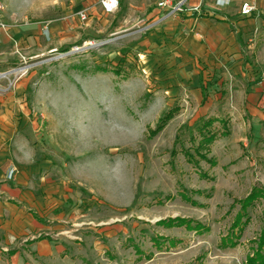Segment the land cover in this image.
Listing matches in <instances>:
<instances>
[{
	"label": "rangeland",
	"instance_id": "rangeland-1",
	"mask_svg": "<svg viewBox=\"0 0 264 264\" xmlns=\"http://www.w3.org/2000/svg\"><path fill=\"white\" fill-rule=\"evenodd\" d=\"M101 1L0 0L2 137L57 250L6 264H264V0L167 22ZM201 16L224 20L210 53Z\"/></svg>",
	"mask_w": 264,
	"mask_h": 264
},
{
	"label": "crops",
	"instance_id": "crops-1",
	"mask_svg": "<svg viewBox=\"0 0 264 264\" xmlns=\"http://www.w3.org/2000/svg\"><path fill=\"white\" fill-rule=\"evenodd\" d=\"M130 1V6L132 7H145V13L149 15L152 21H160L159 15L165 11V9L156 6L155 0L151 4L147 0ZM235 1H238L237 13L239 18L253 16L240 14V6L245 0ZM165 14L162 16L164 18L162 21L175 20V15L166 17ZM222 19L220 17L212 23L206 17L201 16L197 20L199 31H196L195 36L203 38L201 43L204 49L202 51L210 53V43L213 46L215 45L213 39L218 43L224 38L220 36L222 32L219 24L224 21H221ZM215 22L216 25H214ZM222 29L225 31L224 34H229L228 26L226 28L222 27ZM237 37H239V34H237ZM3 117V112L0 111V119ZM4 130L5 127L0 124V264H6L8 260L12 263L23 262L25 260L22 254L24 247L29 249V253H31L29 257L32 260L37 258L38 255L48 257L55 255L57 250L54 249V246L46 244V241L41 238L42 233L47 235L44 232L46 228L41 224V221L44 216H47L48 213L46 211L50 208L42 195H38L40 188L33 189L34 186H31V183L33 185L31 178L23 179L22 175L24 172L20 163V154L17 147L13 155L9 152L4 143L6 140L2 137L3 134L5 135ZM11 165L15 166L17 172L12 179L8 180L6 174L8 167ZM40 167L41 164L37 167L36 165L28 166V172L30 174L39 173ZM36 169L39 170L36 171Z\"/></svg>",
	"mask_w": 264,
	"mask_h": 264
},
{
	"label": "built area",
	"instance_id": "built-area-1",
	"mask_svg": "<svg viewBox=\"0 0 264 264\" xmlns=\"http://www.w3.org/2000/svg\"><path fill=\"white\" fill-rule=\"evenodd\" d=\"M188 0H178L175 3H173V0H155V4L158 8L167 10L165 16H174L177 13L183 11V8L185 6V3ZM202 0H200L201 3ZM233 0H214V6L216 8H224L229 6L232 3ZM253 1L254 0H245L242 2L240 6V13L242 15H250L253 11ZM200 3L196 6H193L191 9L194 12H198L200 8ZM119 4V0H102L101 5L105 13H113ZM79 16V19L85 20L86 19V10H81L77 14ZM0 26L4 29V26L0 24ZM42 31L47 34L48 33V25L45 24L42 26ZM264 104V103H263ZM17 172L15 166L11 165L8 167L7 170V179L10 180Z\"/></svg>",
	"mask_w": 264,
	"mask_h": 264
},
{
	"label": "trees",
	"instance_id": "trees-1",
	"mask_svg": "<svg viewBox=\"0 0 264 264\" xmlns=\"http://www.w3.org/2000/svg\"><path fill=\"white\" fill-rule=\"evenodd\" d=\"M212 124V120H208L203 122V126H199L198 128V134L201 135V142L209 143L212 139L211 130L209 129V126Z\"/></svg>",
	"mask_w": 264,
	"mask_h": 264
}]
</instances>
